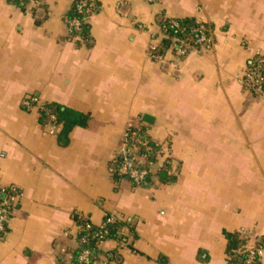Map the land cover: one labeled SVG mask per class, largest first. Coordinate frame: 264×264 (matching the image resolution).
Masks as SVG:
<instances>
[{
    "label": "crops",
    "instance_id": "crops-1",
    "mask_svg": "<svg viewBox=\"0 0 264 264\" xmlns=\"http://www.w3.org/2000/svg\"><path fill=\"white\" fill-rule=\"evenodd\" d=\"M75 1L0 0V264H76L82 223L110 215L133 231L98 244L107 264H247L264 245V95L242 80L264 58V0H91L80 33ZM162 18L212 45L163 49ZM32 97L86 125L61 140ZM131 126L157 149L140 186L112 169Z\"/></svg>",
    "mask_w": 264,
    "mask_h": 264
},
{
    "label": "built area",
    "instance_id": "built-area-1",
    "mask_svg": "<svg viewBox=\"0 0 264 264\" xmlns=\"http://www.w3.org/2000/svg\"><path fill=\"white\" fill-rule=\"evenodd\" d=\"M17 2H25L26 0H14ZM153 1V0H150ZM36 3H40L41 0H35ZM96 5L91 0H76L74 3V10L76 12V16L70 19V27L74 32L80 33L83 30L85 21L94 13ZM175 26H178L174 23ZM193 32L196 33V38L193 42H189L183 38L172 36L171 39V47L173 51L179 56H185L189 50L196 47H209L212 45V38L210 37L208 30L204 26H197L192 29ZM156 50L155 47H152V51ZM155 57H158L156 54ZM159 58V57H158ZM254 66L251 67L244 75L242 82L251 90L253 93L264 95V58H259L254 62ZM32 104L38 106L39 111H44L46 109V105H41L38 103V99L36 97L31 98ZM48 112V110H47ZM50 119L52 120V133H56L57 126L59 124L56 123V118L54 115H50ZM135 127L131 126L125 133V138L122 146L117 152V156H121L122 162L117 170V173L121 177H128L129 180L136 186H140L145 183V181L152 176L155 162H149V154L152 150V143L148 138H144L141 133H138L134 130ZM133 143V144H132ZM139 148L145 149L143 155L137 156L134 152ZM116 156V157H117ZM116 159V158H115ZM148 165V167H147ZM158 166L161 168L164 166V163H158ZM169 171V170H168ZM13 191V190H12ZM9 195H11L9 193ZM14 197L10 196L9 200H6L2 203L0 207V231H4L5 224L7 222V207L10 205V202L13 201ZM106 220L99 226L100 232L94 234V237L97 238V244H101L105 242L107 235V231L105 230V226L107 222H114L116 220H120L115 216H107ZM87 228H91L92 225H86ZM118 233L121 238L111 239L116 243L117 246L121 248H126L129 244V232L126 227H121L118 230ZM81 243H86L87 240L82 238ZM264 254V245H259L258 247L250 250L246 255V263L253 264L257 258ZM77 262L79 264H107L103 258L97 257L93 258L91 250L84 249L77 256Z\"/></svg>",
    "mask_w": 264,
    "mask_h": 264
},
{
    "label": "trees",
    "instance_id": "trees-1",
    "mask_svg": "<svg viewBox=\"0 0 264 264\" xmlns=\"http://www.w3.org/2000/svg\"><path fill=\"white\" fill-rule=\"evenodd\" d=\"M74 16H76V12L73 8L70 17L72 18ZM174 23H176L178 26H175ZM160 25L162 27V30L164 31V33L167 36V38L161 43V47L163 49H166L169 46V44L171 42L170 38L172 36L183 38L189 42H193L197 36L196 33L192 31V29L197 27L198 24L192 19H163L162 18L160 20ZM84 32H85V29H84ZM254 64L255 63L252 64V67L254 66ZM46 109L48 110V112H47V110L41 111V121L48 122L50 120V115H54L56 118L57 124L62 125V130H61V134H60L61 140H63L64 138L66 139V136L68 135V133L75 126L86 125V121H87L86 116H84L83 114H81L75 110H72L69 108H62L61 106L56 105V104H49L46 106ZM134 130H136L138 133L142 132L141 130H139L137 128H135ZM144 152H146L145 149L139 148L138 150H135L134 153L137 156H141L144 154ZM148 154L150 156L149 162H151L153 157H155L157 154V149L153 144H152V150L150 152H148ZM122 159L123 158L121 156H117L116 159L114 160L113 164H112L114 176L117 178L118 177L121 178V176L118 175L117 170H118V168L122 162ZM147 167H148V165H147ZM166 167H168V166L165 165L164 168L160 169L159 173L161 175H166ZM122 178L129 179L128 177H122ZM150 178H151V176H149L148 179H150ZM168 180H173V177H170ZM106 218H108V217H106ZM106 218H105V220H106ZM121 227H128V228H130L131 231H133V229L131 227H129V224L126 221L116 220L114 222H107L106 226H105V230L107 231V235H106L105 239L121 238L122 236H120V234L118 233V230ZM100 231L101 230L99 229V227L92 226L91 228H87L85 222L82 223V227H81V230L79 232L78 238L80 240L82 238H85L87 240V242L86 243L80 242L78 249L75 251L74 262L76 264H79L77 262L78 254L84 249L91 250L93 258L98 257L99 253L101 252V249L99 248V246L97 244V238L94 237V234H96ZM237 244H238V241L234 237L233 240H231L229 250H231V248H235L237 246Z\"/></svg>",
    "mask_w": 264,
    "mask_h": 264
}]
</instances>
